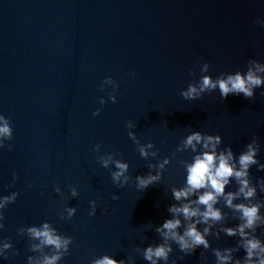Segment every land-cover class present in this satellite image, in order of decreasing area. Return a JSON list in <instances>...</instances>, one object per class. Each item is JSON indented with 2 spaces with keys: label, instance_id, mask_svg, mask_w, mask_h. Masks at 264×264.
<instances>
[{
  "label": "water",
  "instance_id": "obj_1",
  "mask_svg": "<svg viewBox=\"0 0 264 264\" xmlns=\"http://www.w3.org/2000/svg\"><path fill=\"white\" fill-rule=\"evenodd\" d=\"M260 22L264 0H0V115L13 129L5 141L12 149L0 148V196L18 193L0 209V241L12 244L0 264H27L28 256H40L29 250L37 242L18 230L44 221L73 237L59 264H90L105 254L149 264L137 248L163 242L155 229L171 218L168 207L178 203L172 188L184 185V162L195 155L178 147L193 131L220 134L218 147L231 146L237 158L256 138L257 159L264 163V86L251 99L243 94L222 99L218 88L195 100L180 94L203 75L215 79L246 72L251 60L264 62ZM205 62L207 73L201 72ZM109 76L119 85L115 103L108 97L114 86L100 87ZM96 109L99 115H93ZM129 132L140 145L152 143L146 158ZM97 143L100 153L93 151ZM108 152L129 164L130 179L122 188L113 183L114 166L105 168L97 160ZM166 157L170 162L160 169ZM149 172H159V182L138 189L136 176ZM249 172L253 183L264 178L258 165ZM70 186L78 196H71ZM236 188L232 180L226 191ZM93 200L96 212L89 215ZM257 201H264L259 187L254 200L233 203ZM65 206L77 209L70 219L61 216L67 215ZM216 206L223 219L212 224L210 248L185 254L173 243L168 264L173 259L215 264L213 248L237 244L239 236L220 229L239 224V213L222 198ZM186 223L182 219L181 232ZM197 227L202 231L207 225ZM256 234L264 240V227ZM244 255L243 249L233 252Z\"/></svg>",
  "mask_w": 264,
  "mask_h": 264
},
{
  "label": "clouds",
  "instance_id": "obj_2",
  "mask_svg": "<svg viewBox=\"0 0 264 264\" xmlns=\"http://www.w3.org/2000/svg\"><path fill=\"white\" fill-rule=\"evenodd\" d=\"M264 25V22H260ZM210 64L205 62L201 68V72L207 73ZM135 73H133L134 75ZM113 85V91L108 93L109 99L116 102V90L119 85L112 77H106L101 84ZM264 86V62L251 60L247 64V71L237 70L229 72L226 76L223 74L213 79L210 75H203L197 83H190L186 90L181 91V96L185 99L195 100L200 98L205 92H212L219 89L222 99H226L230 94H243L245 98H253L255 89ZM264 95V92L261 93ZM105 98L100 97V104H105ZM100 109H96L93 115H99ZM128 128L134 127L132 121H127ZM13 129L10 120L0 115V148L7 147L12 149L11 144H5V141L12 139ZM129 137L138 145L140 156L146 158L148 149L152 148V143L140 145L135 134L128 133ZM222 143L220 134H202L200 131H193L182 142V146L178 147L179 151L191 148L195 153L191 162H184L186 170V181L181 187H173V199L178 203L171 204L168 212L172 214L171 218L166 219L161 225L157 226L155 231L162 237V243L149 244L143 249L137 248L142 253L143 258L149 264H158L164 262L168 264L169 255L173 251V243L185 254H191L196 248L203 246L205 250L210 248V242L207 236L211 233L212 224L218 223L223 219L221 209L216 205L220 199L224 200L225 206L232 211L239 213L238 219L241 221L235 227H222L220 231L228 236H239V240L234 247L213 248L212 252L215 256V264H264V240H261L257 233V228L264 227V215H261L260 208L264 207V201L255 203L238 202L234 200L251 201L257 195V187L264 192V178L257 183L250 180L249 169L252 165H258V168L264 170V163H259L257 154L260 146L256 138H253L242 151L238 158L235 156L231 146L220 149L218 146ZM200 145L202 151H197ZM101 144L97 143L93 146V151L100 153ZM153 156L156 153H152ZM115 152H108L97 156V160L105 168L114 166L111 171L113 183L118 187H124L129 182L130 177L126 175L129 164L121 159L115 158ZM170 162L169 158H165L159 164V168L163 169ZM155 167L149 165V168ZM17 178V174L13 173V180ZM161 174L157 172L148 175L136 176V186L138 189L144 190L148 186L159 182ZM232 180H235L237 188L235 191H226V186ZM31 187V185H28ZM55 192L61 191L58 185H53ZM70 194L72 197L79 195L75 186H70ZM17 192L9 195L0 196V209H5L8 204L15 202ZM192 197H195L194 199ZM113 199L119 197L113 194ZM91 211L89 215L96 212L97 201H90ZM77 211L74 206H65L64 212L61 214L63 218L70 219ZM187 222L182 227V219ZM3 213L0 212V221H3ZM211 221V223H209ZM199 224H205L202 231L197 227ZM4 227L0 223V229ZM19 233L26 235L30 241L29 250L33 253L39 252L40 256L30 255L27 258V264H59V261L65 256L69 250V245L73 242V237L61 234L57 228L52 226L50 221H44L42 224L21 227ZM219 233H217V236ZM12 249V244L8 239L0 241V255L7 258V251ZM48 249V251H45ZM243 249L245 255L243 257H234L233 252ZM13 250V255H16ZM203 256V252L201 253ZM90 264H135V260L129 257L126 262L124 259L117 260L113 256L105 254L102 257L94 258ZM171 264H176L173 259Z\"/></svg>",
  "mask_w": 264,
  "mask_h": 264
}]
</instances>
